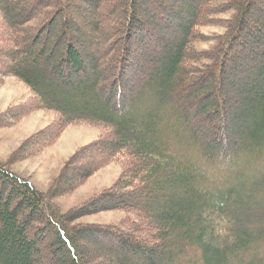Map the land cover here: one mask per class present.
Here are the masks:
<instances>
[{
    "label": "trees",
    "instance_id": "1",
    "mask_svg": "<svg viewBox=\"0 0 264 264\" xmlns=\"http://www.w3.org/2000/svg\"><path fill=\"white\" fill-rule=\"evenodd\" d=\"M26 1L16 11V0H0V77L30 91L1 123L39 109L56 119L18 158L86 123L101 132L74 154L72 189L109 163L125 165L112 186L65 213L1 163L0 264H87L79 243L88 240L123 255V264H264V0ZM78 7L98 13L83 16L93 36ZM204 26L221 31L204 34ZM52 32V80L40 84L27 56ZM100 70L110 83L94 80ZM214 118L218 136L202 126ZM104 210L128 217L119 225L77 221ZM99 246L91 251L98 262L109 257Z\"/></svg>",
    "mask_w": 264,
    "mask_h": 264
},
{
    "label": "rangeland",
    "instance_id": "2",
    "mask_svg": "<svg viewBox=\"0 0 264 264\" xmlns=\"http://www.w3.org/2000/svg\"><path fill=\"white\" fill-rule=\"evenodd\" d=\"M25 2L28 1L16 0L15 3H12V6H15V10L17 11L19 9L18 6L20 5L22 7L21 4L24 5ZM75 9L76 8H74V10ZM77 10L81 20V28L84 33L93 36V29L89 28V25L86 22L89 20L91 21L92 19L96 20L98 18V13L91 10L86 11L87 9L82 10L81 7H78ZM83 16H86L87 21H85V17ZM200 30L204 34L221 31L220 28L212 26H204L200 28ZM53 34L54 32L50 34L47 40L44 35H41L38 41L33 42L29 48L30 51L27 56L29 71L27 70V72L30 73V77L36 79L40 84L43 83L41 80L44 79L45 75L46 79L52 80L51 76H48L52 63L45 60V57L49 55L50 45H47V48H45V46L46 42ZM95 34L98 35L97 33ZM31 37H33V34L29 33L26 38L30 41ZM173 41L174 39H172V43ZM96 44V46L99 45L98 50L102 51L104 49V42L97 41ZM207 46L208 45L206 44H197L196 47L199 49L202 47L207 48ZM40 49H45V51L39 53ZM91 52L93 54L91 53L90 57L95 56V48L94 50H91ZM36 58L38 60H36ZM133 58L134 60L137 59L135 57ZM159 60L160 59H157L152 64V71L158 68V65L160 64ZM103 73L108 75L110 72ZM103 73L100 70L98 77H96V75L94 80H98L100 76L101 83H110L112 78L107 81L108 78L102 76ZM0 78V164L2 163L4 167L13 172V174L31 183V185L43 195L49 196V201L54 202L58 209L65 213L86 202L98 192L108 189L117 181L121 175L122 168L125 165L124 161H114L109 163L95 173H91L81 184L72 189L71 185H73V181L78 176L77 172L79 171V168H75L74 165L71 167L69 166L75 156L74 154L77 153L78 150L97 141L101 132L99 127L86 123L67 125L53 145L45 148L40 153L38 152L35 155L19 159V153L23 147L28 144L31 136L41 130H45L51 123H54L56 114L50 110L39 109L30 112L29 115H25L23 118L18 119V121L15 122L14 115L12 114L11 117H8L11 121L2 124L1 122L5 119V114L11 113L13 109L24 104V102L29 99L30 91L28 86L21 80L6 76ZM238 93L239 91L233 87L232 95H230L231 100L227 104L228 111L226 113H228V115L231 112L230 102H235ZM194 102L195 99H192L191 103L194 104ZM220 122L219 119L215 118L213 120L204 119L202 126L204 129L210 131L213 136H218L220 134ZM75 171L77 172L75 173ZM244 203L246 204L247 202L244 200ZM233 206L238 207L236 204ZM250 206L253 207V205ZM126 217H128V214L122 210H104L98 213L85 215L77 221L79 223L119 225ZM256 218L255 210V212H253V217L248 221ZM50 241V235L43 241V254L48 253V243H50ZM79 244L81 245V248L83 247L87 250V257L85 259L87 264H123V255L117 253L112 257L111 249L108 246H103L96 240H88L83 243L81 241ZM97 244L98 247L101 245L106 251V255L109 256L107 257L105 255L107 258L104 257V259L99 262L96 261V255H91V251L97 247Z\"/></svg>",
    "mask_w": 264,
    "mask_h": 264
}]
</instances>
